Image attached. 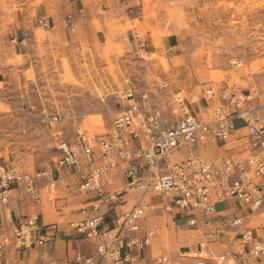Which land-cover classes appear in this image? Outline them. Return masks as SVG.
<instances>
[{
	"label": "rangeland",
	"instance_id": "1",
	"mask_svg": "<svg viewBox=\"0 0 264 264\" xmlns=\"http://www.w3.org/2000/svg\"><path fill=\"white\" fill-rule=\"evenodd\" d=\"M72 1L0 0V162H15L32 173L52 169L54 178L38 181L43 206L29 198L22 203L30 208L26 213L43 210L47 222H59L64 231L78 215L81 197L66 172L54 169L57 140L70 138L77 129L108 127L114 112L129 103L122 98L126 88L148 92L158 104L167 100L156 93L163 80L189 96L209 86H230L257 91L256 103L264 102V0H78L80 8ZM68 14L77 18L75 29L67 24ZM42 15L50 20L48 32L38 27ZM173 33L180 42L169 50L164 38ZM129 37L146 44L131 47ZM20 46H31V51ZM234 124L241 128L224 146L238 144L237 136L246 140L244 121L236 118ZM220 143L210 142L209 152ZM16 199L0 206V240L12 235L13 206L23 207ZM250 225L264 226V215ZM142 227L153 235L142 248L140 264H160L163 257L165 264L201 263L181 251L195 247L204 229L176 227L168 213L148 216ZM229 237L222 234L221 243L212 247H227ZM38 256L34 251L29 264H40ZM261 259L244 264H264ZM0 264L12 263L0 254ZM226 264L240 263L230 256Z\"/></svg>",
	"mask_w": 264,
	"mask_h": 264
},
{
	"label": "built area",
	"instance_id": "2",
	"mask_svg": "<svg viewBox=\"0 0 264 264\" xmlns=\"http://www.w3.org/2000/svg\"><path fill=\"white\" fill-rule=\"evenodd\" d=\"M76 20L67 15L71 29ZM39 23L44 31L51 26L46 15ZM145 44L140 42L141 47ZM156 93L166 95L164 104L153 101L148 92L126 88L122 98L129 103L114 112L108 127L59 136L54 169L66 172L81 197L78 215L69 225L82 238L108 239L97 245L96 254L66 246L65 263L136 264L133 250L149 245L153 232L126 240L119 233L110 236L103 229L106 216L112 213L119 230L139 231L149 213L159 209L183 213L187 226L204 229L189 252L201 259L200 264H226L235 254L243 262L261 258L264 238L250 225L254 217L264 215V102L256 103L258 92L209 86L189 96L163 80ZM236 118L244 121L246 140L237 136L238 144L224 146L241 128L235 126ZM210 142L221 143L209 152ZM52 175V169L32 173L15 162H0V206H8L15 197L40 203L38 181ZM225 201L238 203V208L218 210L217 204ZM13 224L12 235L1 237V255L10 245L28 252L54 240V233H41L38 213ZM222 234L231 239L224 250H216L212 245L220 244ZM234 245L241 248L235 252ZM41 258L44 264H60L45 254Z\"/></svg>",
	"mask_w": 264,
	"mask_h": 264
},
{
	"label": "crops",
	"instance_id": "3",
	"mask_svg": "<svg viewBox=\"0 0 264 264\" xmlns=\"http://www.w3.org/2000/svg\"><path fill=\"white\" fill-rule=\"evenodd\" d=\"M79 2L80 1L75 0V1H72L71 3L73 4V6L75 5V8H80ZM179 42H180V38H179V35L176 33H173V34L166 36L164 38V44L169 50L178 46ZM129 43H130L131 47H134L137 44H140V42L137 41V39L132 38V37H129ZM147 43H149V41ZM20 49H21V51L23 49L25 51L26 50L31 51V46H29V47L23 46V48H22V46H20ZM27 199L26 198L25 199H19L18 198V200L17 199L14 200V203L17 201V203H19V205L22 204L23 207L19 206V208L17 207V209H16L13 206V208L11 210V213L13 214V223L19 222V220H21L25 215H30L29 213H26V210H29L30 208L26 207L27 204L22 203V201L25 202V201H27ZM42 202H43V198H41V202H40L41 205L43 204ZM220 203H227V206L219 209L221 211L224 210L226 212H231L234 208L235 209L238 208V203H235L233 201H225V202H220ZM62 206L63 205H59L57 209L62 210ZM38 213H39V223H40V226L42 227L41 233H44L46 231L49 233H54L55 234L54 240L50 244H48L47 246L37 248L33 251H28V252H25L23 250H18V249H15L14 251H12L11 248L9 247L6 250H4V252L1 255V259L2 260L5 259V263L10 261L12 264H21L23 261H26V263L29 264L30 259L34 255V251H37L38 255H39V253H44L47 256V258H52V259L58 260V262L60 264H66L64 261L65 257H66V252H65L66 246L73 244L76 247H80L82 250H84L88 254H96L97 245L100 243H104L108 240L103 235H99L97 239L94 238L93 240L82 238V237L78 236L71 228L69 230L64 231L59 222H47V214L43 210H40ZM156 213H158V214L168 213L171 215L172 220H173L176 227H188L186 225V218H185L183 213L174 214V213H169V212H166L162 209H159L156 212L149 213L148 216L156 214ZM2 215H3V213L0 209V222L4 220ZM107 216H110V221H106V224L103 226V229L108 230L110 236H114L116 233H119V237L121 239H124V240H126L128 237L141 238L144 236L146 228H143L142 226L147 225V218L142 222L141 229L139 231H134V230H131L128 228H122L119 230V228L113 224L112 213L108 214ZM107 216H106V218H107ZM153 217L156 219V216H153ZM74 218H72V219H74ZM72 219H70L68 221V225ZM2 224H4V223H2ZM3 226H5V225H3ZM1 231H2V228L0 226V233H1ZM255 231H257V233L262 238H264V226H262L261 228L258 226H255ZM220 236H219V238H220ZM194 248L195 247H192V246H186L183 248L184 251H181V253H183V252L187 253V252L193 251ZM240 248L241 247L237 246V245H234L233 247H231V249L235 252H237V250ZM224 249L225 248L222 247V249H220V250H224ZM142 250L143 249H134L133 250L134 254H136V256L138 257L136 264H140L143 260V257L141 255ZM232 257H235L239 261L240 264H244L247 262L249 263L251 260L250 259L248 261L243 262L238 258L237 254H235V256H232ZM261 258H262L261 260L264 259L263 256ZM38 259H40V258H38ZM43 260L44 259L41 258L39 260V263L43 264ZM256 260H258V259H256ZM109 264H113V263L109 262Z\"/></svg>",
	"mask_w": 264,
	"mask_h": 264
},
{
	"label": "bare ground",
	"instance_id": "4",
	"mask_svg": "<svg viewBox=\"0 0 264 264\" xmlns=\"http://www.w3.org/2000/svg\"><path fill=\"white\" fill-rule=\"evenodd\" d=\"M38 27L42 30V31H44V29H42V27L40 26V23H39V21H38ZM76 28V27H75ZM51 30V26H50V28H49V30H47L46 32H48V31H50ZM163 64H164V66L166 67V68H168L169 66H168V63H167V60L166 59H164L163 60ZM47 170H49V169H47ZM50 195V194H49ZM48 195V196H49ZM98 237H96L95 239H97ZM228 238V237H227ZM42 254H44V253H39V258L41 259V255ZM163 258H165V260L163 261L162 259ZM161 260H160V264H165L166 262H167V257H163ZM230 258V257H229ZM227 261V260H226ZM43 264H44V261H43Z\"/></svg>",
	"mask_w": 264,
	"mask_h": 264
}]
</instances>
